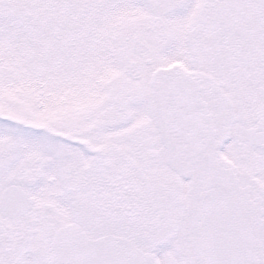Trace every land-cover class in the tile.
I'll return each instance as SVG.
<instances>
[{"label": "snow or ice", "instance_id": "snow-or-ice-1", "mask_svg": "<svg viewBox=\"0 0 264 264\" xmlns=\"http://www.w3.org/2000/svg\"><path fill=\"white\" fill-rule=\"evenodd\" d=\"M0 264H264V0H0Z\"/></svg>", "mask_w": 264, "mask_h": 264}]
</instances>
